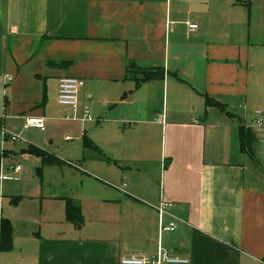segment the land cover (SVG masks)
<instances>
[{"label":"crops","instance_id":"obj_1","mask_svg":"<svg viewBox=\"0 0 264 264\" xmlns=\"http://www.w3.org/2000/svg\"><path fill=\"white\" fill-rule=\"evenodd\" d=\"M62 76L84 80L75 110L57 101ZM0 115L26 149L91 123L110 156L114 185L96 182L95 208L75 200L78 227L35 221L25 264H121L159 245L188 260L163 264H264V0H0ZM162 200L174 231H159Z\"/></svg>","mask_w":264,"mask_h":264},{"label":"rangeland","instance_id":"obj_2","mask_svg":"<svg viewBox=\"0 0 264 264\" xmlns=\"http://www.w3.org/2000/svg\"><path fill=\"white\" fill-rule=\"evenodd\" d=\"M68 124L65 121L54 126L53 138H46L44 145L47 151L73 167L43 165L38 156L22 152L27 143L21 140L10 141L13 148H0V154L3 150L11 152L9 158L1 159L0 217L8 219L14 228L11 249L0 251L3 252L1 264L27 263L31 251L40 242L35 221L43 220L45 215H65L66 199L78 200L81 205H89L92 209L101 192L96 189V182L109 187L114 185L108 165L110 161L107 160L110 156H106L107 148L94 144L92 132L86 126L91 123H86V130L82 133L79 130L76 133V127L71 130ZM66 134L70 135V140H65ZM16 166L20 169H12ZM123 183L127 185L125 179Z\"/></svg>","mask_w":264,"mask_h":264},{"label":"built area","instance_id":"obj_3","mask_svg":"<svg viewBox=\"0 0 264 264\" xmlns=\"http://www.w3.org/2000/svg\"><path fill=\"white\" fill-rule=\"evenodd\" d=\"M187 27L190 30H195L197 28L196 23L186 22ZM84 85V80L82 78L74 76H62L58 81L57 89V101L60 105L76 109L78 101V92L80 87ZM257 112H260L257 110ZM84 119H90L89 107H84ZM160 119L161 118H157ZM23 128H36L39 130H44L45 120L42 116H27L23 124ZM0 136L3 140L11 139L13 141L22 139L19 134L7 130L3 125V116L0 115ZM69 139V136L66 137ZM15 169L19 170L20 167L16 166ZM121 187H125V183ZM173 203L170 201L162 200L156 206L160 216V225L159 231H174L175 222L170 221L169 224L164 225L161 218L164 214L169 212V209L172 207ZM188 262L187 258L171 256L165 250H163L160 245L156 254L151 256H137L134 254H129L122 256L120 258L121 264H163V263H186Z\"/></svg>","mask_w":264,"mask_h":264},{"label":"trees","instance_id":"obj_4","mask_svg":"<svg viewBox=\"0 0 264 264\" xmlns=\"http://www.w3.org/2000/svg\"><path fill=\"white\" fill-rule=\"evenodd\" d=\"M160 73V70H158ZM153 77L152 74H147L143 77V80L151 79ZM140 80L136 83H139ZM207 105L218 106L219 108H223V106L211 99H206ZM241 145L243 146V136H241ZM27 153L34 154L41 159V163L43 165H61L64 164V161L53 153L46 151L40 147L34 145H28V148L25 150ZM3 154H0V166L1 159ZM65 217L67 221L72 222L75 226H80L83 223V217L81 215L80 205L75 200L70 198L65 200ZM12 247V225L8 219L0 217V251H7Z\"/></svg>","mask_w":264,"mask_h":264}]
</instances>
